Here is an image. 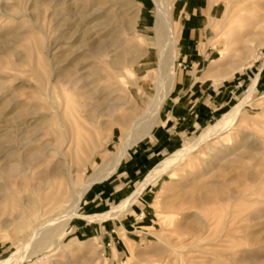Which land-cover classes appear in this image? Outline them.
Masks as SVG:
<instances>
[{
    "label": "rangeland",
    "instance_id": "obj_1",
    "mask_svg": "<svg viewBox=\"0 0 264 264\" xmlns=\"http://www.w3.org/2000/svg\"><path fill=\"white\" fill-rule=\"evenodd\" d=\"M116 1L105 0L104 8L108 9L107 6L110 7L108 10H112L117 15L127 14L128 10L122 6L123 0L117 1L118 3ZM130 1L134 6L133 9H135L137 17L132 30L125 29L122 37H120L118 52L122 53L124 59L120 66L115 69L120 80L103 81L101 84L118 88L119 96L123 97L125 103H127L121 106L120 113H126L132 120H137L148 112L155 97L157 83L154 78L158 73L161 48L156 35L158 1ZM230 1L191 0L190 3L189 0H175L174 8H176L174 11L179 31L180 55L176 60L178 75L185 71L193 75L196 70L202 69L201 72H198V75L199 78L204 79L198 81L215 79L221 85L230 87L234 84L238 86L231 102L203 127L188 135L183 141L172 144L158 155L154 154V150H151L153 134L137 142L130 150L144 151L143 149L146 148L147 151L144 152L147 153L148 150H151V157L145 161L143 167L136 169V174L128 178V182L119 186L121 199L118 201L111 200L109 203L104 201V197L112 193L111 190L114 189V183L112 182L116 177L110 175L92 185V189L90 188L91 194L82 201L81 211L86 214H105L117 207L124 199L129 198L154 168L178 150L191 145L198 138L200 132L214 126L219 118L246 96L256 72L260 71L259 83L252 95L251 104L240 118L242 119V125L236 126L235 130L229 131L220 138L205 143L188 159L176 163L169 171L156 177L142 190L141 209H136V211L126 210L124 213L122 212L123 214L111 215L114 217L109 216L103 220L74 218L65 231L42 254H34L19 264H264V185L260 186L263 190L262 193H258L257 197L254 194L248 200L233 199V203H229L230 206H228V203L222 204V210L229 211L227 208L231 207L234 214H237L235 212L240 213V216L235 218V224L230 231L225 228H223L225 231H222V223L215 225V228L213 227L207 232L205 231L206 233L204 231L186 232L178 225L184 220L185 214L191 211L188 204H186L188 199L186 194L189 193L188 190H190L191 184L194 183L193 180H197L198 174L204 173V165L208 166L207 161L210 160L212 155V159H216V152L223 150L225 144L230 142L229 146L237 147V150L232 151L233 153L230 152L233 154L232 157L243 158L242 160L253 166H258L261 161L264 165V155L251 159L249 153L253 149L247 145L255 141L254 151L258 150L257 152H262L264 146V0H243L240 4H235L232 7L229 6ZM80 2V0H74L70 3L75 7ZM188 2L190 4L185 11V4ZM52 9L51 4L44 3L43 6H37L34 0H0V82L4 84V90H15L16 96L23 102L29 104L31 101L32 105L44 103L43 109L46 111L43 109L42 111L48 114L54 113L55 110L49 104H46L47 100L45 98L38 101V94L35 92L37 79L32 62L38 57L37 51L44 50V46L35 47L37 42L45 40L46 43L49 39L54 42L59 34L61 36V32H66L64 29L66 30L67 27L57 28L54 25L53 18L50 15ZM108 28L106 27V30ZM81 29L83 28L80 27L75 35L79 36L83 32ZM75 35L71 39L69 38L70 34H67V38L58 42L61 47L57 48V51L55 49L54 52L60 53L62 50H70L69 44L71 41L74 42ZM16 36H19V38L14 40ZM9 37L13 39V43L10 47L3 48L2 43ZM182 43H185L184 49ZM63 44L69 46L68 49ZM30 48H33L34 51ZM110 54L111 52L108 53L109 56H111ZM26 57L33 61L22 64ZM185 64L186 68H184ZM239 66L243 68L234 72ZM147 74L148 78H145L144 76ZM224 76L226 78H222ZM26 79H28V82L25 81ZM4 80L5 82H3ZM7 111L0 105V113L2 114L0 116V136L8 132ZM54 119L57 118L54 117ZM104 119L109 118L105 117ZM19 123V119L16 120V128H11L14 131L10 130L13 136L15 135L14 138L16 139V135H18L19 142L34 138L32 132L22 133V130L19 129L20 125H16ZM52 127L54 130L59 127L57 120L52 124ZM53 128L46 131L43 136L44 141L59 143L60 135L54 132ZM126 134L127 132L123 134L119 125H114L110 128V131L109 129L104 130V145L98 152L97 150L94 151L91 156L92 159L94 158L93 161L91 160L88 165L73 164L74 170H72L73 174L76 171L74 178L78 182L77 188L88 181L92 174L121 148L123 142L128 138ZM41 142L39 140L35 141L34 145L41 144ZM201 153L203 154L201 155ZM3 168L4 163L0 162V183L4 182L5 179L7 181L10 179L9 181L16 188L18 194H22L21 197L34 196L33 187L38 184L36 175L39 168L33 170L35 173L32 172V181L27 178H23V180L22 177L16 178V175L7 177ZM210 168L212 171V166L208 170ZM210 180H213V178L211 177ZM22 184L23 187H21ZM24 185H26L25 187L29 186L27 188L29 191ZM231 187L236 188L237 184H232ZM92 193H96L95 196H92ZM90 195L94 198V201L88 200L91 198ZM184 195L186 196L184 197ZM116 197L120 198L118 194ZM138 197L139 195L133 202ZM258 197H261V200ZM98 198L102 199L99 200ZM256 198L260 201L257 202ZM232 205L234 206L232 207ZM176 212L178 213L176 214ZM130 213L132 214L130 215ZM180 214L184 215L183 218ZM242 225L251 228L246 229ZM2 232L0 233V255L12 252L21 246L22 243L17 238L13 228L10 229V233L5 230L3 232L5 236ZM228 234H231L229 235L231 238ZM176 237L179 238L176 240ZM216 237V240L213 239ZM194 240L197 247L192 242ZM178 251L180 252L178 253ZM40 258H43V260ZM39 260L41 261L38 262Z\"/></svg>",
    "mask_w": 264,
    "mask_h": 264
},
{
    "label": "bare ground",
    "instance_id": "obj_2",
    "mask_svg": "<svg viewBox=\"0 0 264 264\" xmlns=\"http://www.w3.org/2000/svg\"><path fill=\"white\" fill-rule=\"evenodd\" d=\"M71 1L74 0H34L37 6H43L44 3L51 4L53 9L50 15L53 18L54 25L57 28L65 26L67 29H64L66 32H61V36L59 34V37L54 42H51V39L48 38L49 40L46 43L44 40L37 42L36 45L34 44L36 48L44 46V50H39V52L36 50L38 57L34 62L29 57H26L22 62V64L32 62L37 79L36 91H34L38 94V101L45 98L47 100L46 104H49L55 112L44 113L42 111L44 103L32 105L31 101L29 104L23 102L16 96L15 90H4V84L0 82V105L8 110V115H5L8 132L0 136V162L4 163L3 169L7 177L16 175V178L31 179L33 173H35L33 170L39 168V172L36 175L38 184L33 187L34 196L32 197H21L22 194H18L16 188L9 181L10 179L8 181L5 179L4 182L1 181L2 183H0V233L5 230L10 233V229L13 228L17 238L22 243L19 248L12 252L1 254L0 264H19L34 254H42L65 231L74 218L103 220L111 215H120L156 177L169 171L176 163L188 159L191 154L197 152L205 143L220 138L231 130H235L236 126H241L242 119L240 118L251 104L252 95L258 84L259 73H257L250 84L249 92L246 96L219 118L214 126L200 132L198 138L191 145L178 150L154 168L134 193L118 204L116 208L105 214H86L81 211V204L86 192L93 184L104 180L107 176L114 173L127 150L150 134L164 102L172 93L177 80L176 60L180 55L179 31L174 11L176 8H174L175 0H157L156 35L161 48V56L157 76L155 78L152 76L157 83L155 97L148 112L140 119L132 120L128 114L120 113L121 106L127 103H125L123 97L119 96V89L101 84L103 81L119 79L115 69L120 66L124 59L122 53L118 52L120 37H122L125 29L132 30L137 17L132 2L123 0V5H121L128 12L127 14L117 15L112 10H108L110 7L107 6L108 9L104 8L105 0H80L81 2L76 4L75 7L71 5ZM242 1L231 0L229 6L238 5ZM121 19H123V22ZM80 27L83 28L81 29L83 32L81 31L82 33L77 36L75 33ZM106 27H109L108 30H106ZM67 34H70L69 38L71 39L75 35L74 42L71 41L69 44L71 49L57 53V48L61 47L58 42L67 38ZM17 38L19 36H16L14 40ZM12 43L13 39L9 37L2 43V47L8 48ZM64 46L67 47L66 45ZM31 49L33 50V48ZM55 49L56 51L54 52ZM124 49L126 48L124 47ZM124 49L122 48V50ZM110 52L111 56L108 55ZM242 68V66H239L234 72ZM144 77L148 78V74ZM54 117L57 119H54ZM105 117L109 119L106 120L104 119ZM18 119L20 123L16 125H20V131L22 130V133L32 132L34 138L19 142L18 135H16V139H18L16 141L15 135L13 136L10 130H13L11 128L15 127V122ZM56 120L59 127L54 130L52 124ZM114 125H119L123 134L127 132L126 136L128 138L123 142L121 148L92 174L88 181L77 188L78 182L74 178L76 171L73 174V164L88 165L91 160L93 161L94 158L92 159L91 156L94 151L97 150L98 152L104 145L103 131L106 129L110 131V128ZM52 128L54 132L60 135L59 143L44 141L43 136L46 131H50ZM38 140L42 141L41 144L34 145V142ZM254 142L251 144L244 142L253 149L249 153L251 159L264 155V146L262 152L254 151V146L256 145ZM229 145L230 142L225 144L226 147L224 146L223 148L222 146L223 150L218 148L221 151L218 150L219 152L214 153L216 159H212V155L210 160L207 161L208 166L204 165V168L202 167L205 169L203 170L204 173L198 174L199 172L197 171L199 175L196 178L197 180H193L194 183L190 180L193 184L188 190L189 193L186 194L188 196L186 204H188V208L191 211L185 216L183 215L184 213L180 214L181 217L184 216V220L178 224L184 231L192 233L207 232L215 225L217 226L221 223L223 225H221L222 229L225 228L230 231L235 224V218L240 216V213L235 212L237 214H234L231 211V207L227 208L229 211L222 210V204H231L233 199L248 200L250 196L256 194L255 197H257L258 193H262L264 189L263 161L259 162L258 166H253L242 160L243 158L232 157V153L237 150V147ZM207 157L205 158L207 159ZM201 166L203 165L201 164ZM211 166L212 171L211 168L208 170ZM211 177L213 180H210ZM232 184H237V187L232 188ZM260 186H263V189ZM21 187H23V184ZM28 187L25 188L27 189ZM27 190L29 191V189ZM29 193L31 194V192ZM259 199L261 200V197ZM260 200H257V202ZM243 227L246 229L248 227L251 228L246 225ZM225 229L222 231H225ZM3 232L2 234L5 236ZM173 233L172 235H174ZM229 237L231 238V236ZM178 238L176 237V240ZM213 239L216 240L217 237ZM195 240L192 242L196 246ZM173 245L172 247H174ZM178 255L180 256V254Z\"/></svg>",
    "mask_w": 264,
    "mask_h": 264
},
{
    "label": "crops",
    "instance_id": "obj_3",
    "mask_svg": "<svg viewBox=\"0 0 264 264\" xmlns=\"http://www.w3.org/2000/svg\"><path fill=\"white\" fill-rule=\"evenodd\" d=\"M189 2L191 3V0H189ZM189 2L185 4V11L190 4ZM184 47L185 43L183 44V49ZM184 68H186V64ZM201 70L202 69L198 71L196 70L193 75L192 73H188L187 71L178 75L176 69L177 80L175 87L172 93L164 102L156 124L149 134H153V138L151 140V150H154V154L158 155L160 152L170 147L172 144L183 141L188 135L203 127L216 114L223 110L235 96L238 86H235L234 84L229 87L226 85H221L220 82L215 79L211 81H198L200 79H204L199 78L198 72H201ZM257 73H259L260 77V71H257L255 76L257 75ZM130 148L123 156L117 170L114 171V173L110 174L111 176L113 175L114 177H116V179L112 182L114 183V189L111 190L112 193H109L104 197V201L106 203H109L111 200L118 201L119 199H121L122 196L119 186L128 182V178H131L136 174V169L143 167L145 165V161H147L151 157V150H148L149 153H145L144 151H147L146 148L143 149L144 151H131ZM91 189L84 196V198L91 194ZM141 193L139 195L140 198L138 197V199L135 200L130 206H128L123 211V213L126 210L136 211V209H141ZM95 194L92 193V196H95ZM117 194L120 198L116 197ZM89 197H91V195ZM98 199L100 200L102 198ZM88 200L94 201V198L91 197ZM131 214L132 213H130V215Z\"/></svg>",
    "mask_w": 264,
    "mask_h": 264
}]
</instances>
